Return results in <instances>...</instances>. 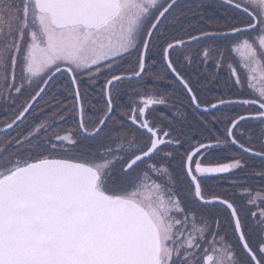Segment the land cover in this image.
I'll list each match as a JSON object with an SVG mask.
<instances>
[{
    "label": "snow or ice",
    "instance_id": "obj_1",
    "mask_svg": "<svg viewBox=\"0 0 264 264\" xmlns=\"http://www.w3.org/2000/svg\"><path fill=\"white\" fill-rule=\"evenodd\" d=\"M181 2L0 0V105L13 110L0 126V264H264V192L237 183L243 206L205 194L211 179L264 161V0H222L231 22L187 41L169 35ZM193 41H223L239 54L235 65L222 53L216 59L231 97L201 100L178 70L192 62L185 49ZM201 56L206 62L210 50ZM157 57L190 106L213 117L198 122L195 144L183 127L152 119L150 107L165 105L164 97L141 94L125 105L130 111L113 103L122 84L144 88L158 74ZM101 77L105 106L89 129L81 85ZM60 95L72 97L71 107ZM45 107L51 122L45 112L22 128ZM68 113L76 133L48 135ZM174 163L183 197L173 191ZM256 175L264 187V168ZM208 208H223L227 227L203 219Z\"/></svg>",
    "mask_w": 264,
    "mask_h": 264
},
{
    "label": "flooded vegetation",
    "instance_id": "obj_2",
    "mask_svg": "<svg viewBox=\"0 0 264 264\" xmlns=\"http://www.w3.org/2000/svg\"><path fill=\"white\" fill-rule=\"evenodd\" d=\"M206 11H215L216 12V22H231L229 20V16L231 15V10L225 6L222 2L217 0H199L196 4H193L190 9H185L183 11V15L186 16V19L184 20L183 24L181 25L180 29L177 31H181L183 35L186 37L185 39L188 40L189 34H195L198 35L204 25L206 24ZM189 14V15H188ZM222 47L217 48L216 44L214 43H196L195 41L192 42V47L185 49L186 52L191 54L192 56V62L191 63H180L178 66V69L182 72V74L185 76L186 79L191 80L194 82V85L197 86V89L205 94L206 98L202 96L198 91H195L200 97L201 100L207 102L212 101L215 102L216 99H218L222 94L225 97H231L232 93L235 91L234 88L230 87V80H228L226 75V69L220 68L217 69L216 67V59L217 56H219L221 53L224 56V59L228 63H232L235 65L236 60L239 59V54H229V51L227 50V45L225 42H217ZM204 48H208L210 50V56L206 62L202 63V56H201V50ZM178 60V59H174ZM182 66V69L180 68ZM153 67L157 68L158 74H152L149 75V79H167L170 80L169 73L165 71L162 67H160V61L157 59L156 63H154ZM218 76L219 79H221V85L215 84V86L210 89L207 92H203L200 90L202 87L201 80H208L212 77ZM66 80V78H65ZM207 82V81H206ZM213 81H209L206 84H211ZM104 83V78L101 77L99 80L96 81V83H84L81 85V93L83 96V100L85 103L86 111H89L90 117L86 120L89 121H95L96 116L94 117V111H95V102L97 104H101L102 108L105 106L104 102V93L102 89V85ZM256 85H259V81L257 80L255 82ZM60 91H63V88L60 89ZM226 93H229L227 96ZM169 94V92H168ZM124 97V98H123ZM127 95L122 94L120 91V94L117 95L115 92L113 93V100L115 102H123L126 101ZM58 99L60 102H62L64 105L71 107V101L72 97L70 95H60L58 96ZM170 107H165V105H160L162 109L156 113H152V119L154 122L160 124L163 126H169L174 125L176 127H183L185 131L189 133L190 127H194L198 124L200 121V118L202 119L205 117V113L195 111L191 106L190 102L187 99V105L182 106L180 109L174 110L173 103L169 99ZM119 105V104H118ZM3 105H0L2 107ZM6 107L5 109V115L8 114V112L12 109L8 105H4ZM120 108H123V105H120ZM166 109V110H165ZM168 109V110H167ZM230 113H237L244 111L240 108H232L227 110ZM45 112H48L49 115L46 117V119L51 122L53 120V116L51 114V109L45 107L44 111L37 112L38 118L43 117L45 115ZM175 114H178V117L180 118L177 120V125L173 123L175 117ZM179 114H183L180 116ZM93 119V120H91ZM179 121V122H178ZM171 122V124H170ZM31 123L29 120L26 122L27 125ZM57 123L62 127L63 125L70 123L69 126L71 129L75 131V121L74 116L71 113H68L65 115L64 120H57ZM92 125L88 123V127H91ZM251 127V126H250ZM58 129V128H57ZM66 132V133H65ZM70 131H62L61 134H67ZM71 133V132H70ZM73 134V133H72ZM51 136V132L48 134ZM46 139V137H45ZM43 140V139H42ZM84 143H88V141H85ZM255 147H259V145H255ZM177 155H180V153H177ZM232 155V154H229ZM221 159L226 160V156L222 154ZM118 165H120V162H118ZM173 169H175L172 173V183L174 185L173 191L176 192L177 195L183 197L187 194V186L184 182V177L180 172V169L178 165L175 163L172 165ZM264 168V161L260 160L259 158H253L251 160H248L246 162V171L239 172L238 175L233 176L231 173L224 174L222 178H213L208 182V186L205 189V194L207 196H220L223 198H227L229 201H235V203L238 206H243L244 201L240 199V194L242 192V189L240 187H237V183L245 184L250 190L253 192H264V187H261V181L259 177L256 175V172L260 169ZM204 213L203 219L208 221L209 223L212 222L213 216H215L217 219L221 221V224L223 227H227L226 224H224L226 213L223 208H208V209H200ZM211 213V214H209Z\"/></svg>",
    "mask_w": 264,
    "mask_h": 264
},
{
    "label": "rangeland",
    "instance_id": "obj_3",
    "mask_svg": "<svg viewBox=\"0 0 264 264\" xmlns=\"http://www.w3.org/2000/svg\"><path fill=\"white\" fill-rule=\"evenodd\" d=\"M225 27H226V25H223V26L214 25L212 27H205L202 30H221V31H223L225 29ZM127 71H131V66L128 67ZM206 81H208V80H202L203 83L206 82ZM191 82H193V81H191ZM142 83L145 84L144 88H140L139 87L140 83H137L134 86H130V87H132L133 93L129 96V98L127 99V102L124 103V105H131L134 102H137L138 99L140 98L139 92H141V94L153 93L155 95L164 97L165 100L167 101V103L165 104V107H170L169 99L172 100L174 104H176V101L181 104V100L184 97L183 94H182L183 92L172 81L171 82L164 81V82L159 83L158 80H152V79H149V78H145V80ZM153 85H156L157 87H153ZM166 91H172V94H161L162 92H166ZM124 108H125V111H130V109L126 108L125 106H124ZM89 111L90 110L86 111V114H85V123L87 125H88V120H86V119L87 118L89 119V117H90V116H88ZM3 115H4V113L0 112V126H3L4 124L8 123L11 120L13 112H10L8 116H4V118H2ZM38 119H39L38 118V114L36 112V113H34L32 115V118H31L30 121H31V123H33L34 121H36ZM91 120H93V119H91ZM75 121H76V118H75ZM202 121H204V120L201 119V122ZM23 126L26 127V124L23 125ZM23 126H22V128H24ZM91 127H89V129H91ZM21 130L22 129H17L16 131L18 133ZM63 130L64 131H70L71 133L75 134L76 133V123H75V131L73 129H71L70 126H66L65 125V127H59L58 129H55V131L51 132V136L55 135L56 132H62ZM222 131H223V129H222ZM193 133L200 134L199 129L197 127H193ZM199 138H200L199 136H197V138L193 137L192 134H191V137H190V139L192 140L193 144H195ZM0 139H5V138L4 137H0ZM42 139H45V137H42ZM40 142L41 141H38L37 143H40ZM40 150H39L40 152H44V149H40ZM35 151H36L35 146H33L31 151L26 154L25 158H27V155H30V154H32V152H35ZM115 167H116V172L118 174V172L120 170V165H118V162L116 163Z\"/></svg>",
    "mask_w": 264,
    "mask_h": 264
}]
</instances>
